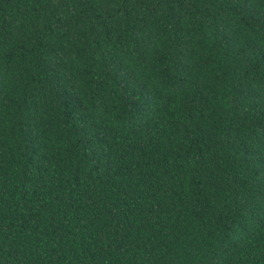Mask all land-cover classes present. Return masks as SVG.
<instances>
[{"label":"trees","instance_id":"obj_1","mask_svg":"<svg viewBox=\"0 0 264 264\" xmlns=\"http://www.w3.org/2000/svg\"><path fill=\"white\" fill-rule=\"evenodd\" d=\"M0 264H264V0H0Z\"/></svg>","mask_w":264,"mask_h":264}]
</instances>
